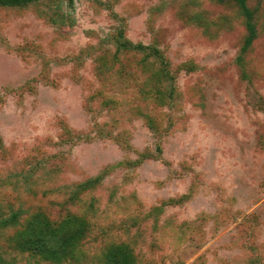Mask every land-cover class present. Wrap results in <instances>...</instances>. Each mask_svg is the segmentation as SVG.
Returning <instances> with one entry per match:
<instances>
[{
  "label": "rangeland",
  "instance_id": "374dc122",
  "mask_svg": "<svg viewBox=\"0 0 264 264\" xmlns=\"http://www.w3.org/2000/svg\"><path fill=\"white\" fill-rule=\"evenodd\" d=\"M247 1L243 66L233 0L0 6V217L89 224L62 263L12 247L10 264H106L122 243L133 264H264V0ZM120 29L168 73L119 54Z\"/></svg>",
  "mask_w": 264,
  "mask_h": 264
},
{
  "label": "trees",
  "instance_id": "16d2710c",
  "mask_svg": "<svg viewBox=\"0 0 264 264\" xmlns=\"http://www.w3.org/2000/svg\"><path fill=\"white\" fill-rule=\"evenodd\" d=\"M40 0H0L3 7H25ZM58 9L64 7L75 8L77 0H50ZM238 6L243 17L247 35L237 56V64L243 66L248 51L258 37L257 10L252 8L247 0H233ZM64 15V13H63ZM73 23V22H72ZM115 46L119 54L141 55L143 61L154 66H161L167 74V67L171 61L165 51L156 44L135 43L125 36L123 29H120L115 39ZM170 76L166 75V79ZM170 98L174 92L171 86L168 87ZM100 178H90L78 188L83 191L93 189ZM79 190V189H78ZM77 195V191H75ZM89 224L82 217L75 214L63 217L58 221H51L41 213H31L23 208L12 209L8 214L0 217V241L5 239L7 249L0 245V264H10L5 253L9 248L19 252H28L40 256L44 260H51L62 263L72 257L77 246L86 237ZM12 232H9V231ZM9 232V233H8ZM106 264H133L134 256L126 243L112 245L108 248Z\"/></svg>",
  "mask_w": 264,
  "mask_h": 264
}]
</instances>
